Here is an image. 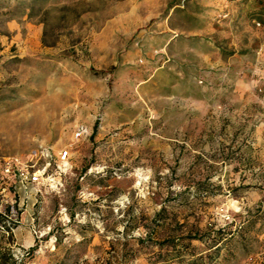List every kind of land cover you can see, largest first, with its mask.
Listing matches in <instances>:
<instances>
[{
  "label": "rangeland",
  "instance_id": "1",
  "mask_svg": "<svg viewBox=\"0 0 264 264\" xmlns=\"http://www.w3.org/2000/svg\"><path fill=\"white\" fill-rule=\"evenodd\" d=\"M0 264H264V0H0Z\"/></svg>",
  "mask_w": 264,
  "mask_h": 264
},
{
  "label": "built area",
  "instance_id": "2",
  "mask_svg": "<svg viewBox=\"0 0 264 264\" xmlns=\"http://www.w3.org/2000/svg\"><path fill=\"white\" fill-rule=\"evenodd\" d=\"M200 80V83H203ZM92 135L91 128L88 125L80 124L75 128L74 138L85 139ZM38 158L44 157V163L37 165L29 160L24 161L20 157H7L1 165V173L11 177L20 188L41 187L58 188L64 185L63 176L67 173L70 164V150L62 149L57 153L56 158L49 154L48 147H41Z\"/></svg>",
  "mask_w": 264,
  "mask_h": 264
}]
</instances>
